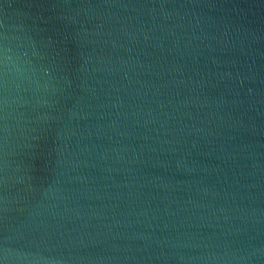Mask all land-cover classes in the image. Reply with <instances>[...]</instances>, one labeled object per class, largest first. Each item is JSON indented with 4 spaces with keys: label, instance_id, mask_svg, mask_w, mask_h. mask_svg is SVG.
<instances>
[{
    "label": "water",
    "instance_id": "obj_1",
    "mask_svg": "<svg viewBox=\"0 0 264 264\" xmlns=\"http://www.w3.org/2000/svg\"><path fill=\"white\" fill-rule=\"evenodd\" d=\"M0 264H264V0H0Z\"/></svg>",
    "mask_w": 264,
    "mask_h": 264
}]
</instances>
